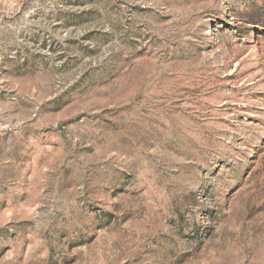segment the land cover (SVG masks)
<instances>
[{"label":"rangeland","instance_id":"obj_1","mask_svg":"<svg viewBox=\"0 0 264 264\" xmlns=\"http://www.w3.org/2000/svg\"><path fill=\"white\" fill-rule=\"evenodd\" d=\"M0 264H264V0H0Z\"/></svg>","mask_w":264,"mask_h":264}]
</instances>
